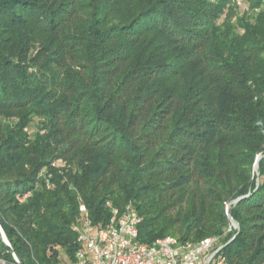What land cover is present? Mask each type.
Masks as SVG:
<instances>
[{
    "label": "trees",
    "instance_id": "1",
    "mask_svg": "<svg viewBox=\"0 0 264 264\" xmlns=\"http://www.w3.org/2000/svg\"><path fill=\"white\" fill-rule=\"evenodd\" d=\"M242 2L0 0V226L23 264H71L81 204L264 264V0Z\"/></svg>",
    "mask_w": 264,
    "mask_h": 264
},
{
    "label": "built area",
    "instance_id": "2",
    "mask_svg": "<svg viewBox=\"0 0 264 264\" xmlns=\"http://www.w3.org/2000/svg\"><path fill=\"white\" fill-rule=\"evenodd\" d=\"M242 5V0H233ZM73 224L76 249L71 264H225L216 236L196 244L164 236L147 244L139 239L141 216L133 208L111 209L104 223H94L85 207ZM0 264H6L0 259Z\"/></svg>",
    "mask_w": 264,
    "mask_h": 264
},
{
    "label": "water",
    "instance_id": "3",
    "mask_svg": "<svg viewBox=\"0 0 264 264\" xmlns=\"http://www.w3.org/2000/svg\"><path fill=\"white\" fill-rule=\"evenodd\" d=\"M258 158H259V156L256 158L255 167L257 166ZM238 199H239V198H237V199L234 200V201H237ZM0 237H1L2 241L5 243V245L9 248V250H10V252H11V254H12L14 260L16 261V263H17V264H23V263L20 261L19 257L17 256V254H16V253L14 252V250L12 249V247H11V245H10V243H9V241H8V239H7L6 235H5V233H4V231L2 230L1 226H0Z\"/></svg>",
    "mask_w": 264,
    "mask_h": 264
},
{
    "label": "rangeland",
    "instance_id": "4",
    "mask_svg": "<svg viewBox=\"0 0 264 264\" xmlns=\"http://www.w3.org/2000/svg\"><path fill=\"white\" fill-rule=\"evenodd\" d=\"M34 124H35L34 122H30V124L27 126L26 129H27V132L29 134L33 133L36 130V127H35ZM230 227H232V228L236 227L235 223L231 222L230 223ZM60 258H61V261H62L61 264H69V261L66 259V256H65V254L62 251H60Z\"/></svg>",
    "mask_w": 264,
    "mask_h": 264
}]
</instances>
